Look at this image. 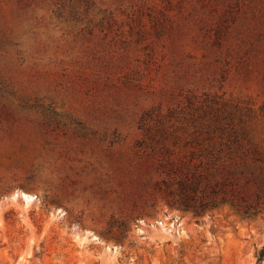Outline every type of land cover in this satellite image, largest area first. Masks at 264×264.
I'll return each instance as SVG.
<instances>
[{
    "label": "rangeland",
    "instance_id": "1",
    "mask_svg": "<svg viewBox=\"0 0 264 264\" xmlns=\"http://www.w3.org/2000/svg\"><path fill=\"white\" fill-rule=\"evenodd\" d=\"M193 115L264 151V0H0V264H258L264 213L153 191Z\"/></svg>",
    "mask_w": 264,
    "mask_h": 264
},
{
    "label": "trees",
    "instance_id": "2",
    "mask_svg": "<svg viewBox=\"0 0 264 264\" xmlns=\"http://www.w3.org/2000/svg\"><path fill=\"white\" fill-rule=\"evenodd\" d=\"M178 120L191 123L195 130L180 134L144 128V138L137 142L140 155L152 159L158 174L154 193L168 205L195 214L225 205L246 217L263 214L264 151L249 147V135L230 130L221 117ZM118 222L113 220L110 227ZM263 261L264 247L257 252L258 264Z\"/></svg>",
    "mask_w": 264,
    "mask_h": 264
},
{
    "label": "bare ground",
    "instance_id": "3",
    "mask_svg": "<svg viewBox=\"0 0 264 264\" xmlns=\"http://www.w3.org/2000/svg\"><path fill=\"white\" fill-rule=\"evenodd\" d=\"M27 200H30L31 198L28 196V197H25Z\"/></svg>",
    "mask_w": 264,
    "mask_h": 264
}]
</instances>
